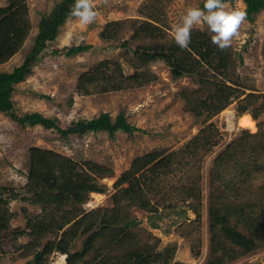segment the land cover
<instances>
[{"label": "rangeland", "instance_id": "obj_1", "mask_svg": "<svg viewBox=\"0 0 264 264\" xmlns=\"http://www.w3.org/2000/svg\"><path fill=\"white\" fill-rule=\"evenodd\" d=\"M61 1H26L31 22L30 34L18 53L6 63L0 64V72L11 71L22 64L38 34L41 18L50 14ZM203 1L94 0V10L98 13L94 22L84 25L76 17L69 18L60 27L56 40L47 44L45 51L32 66V72L16 84L12 98L18 115L39 112L55 119L61 128L67 129L81 119H93L107 113L115 120L120 112H124L127 122L135 125L137 130L133 133L117 131L114 136L106 131H90L81 137L63 136L55 129L47 130L40 125L22 127L0 112V189H6V198L10 194L16 196L8 204L14 214L8 223L9 230H0V264H66V256L63 259L57 252L44 256L42 260L35 256L47 243L58 240L68 227L66 225L58 230L66 212L80 215L99 208L113 209V196L120 188L127 187V184L121 185L118 181L130 170L136 159L151 153L185 149L210 124L219 131L215 133L213 129L211 136L217 145L210 152L207 149L197 151L195 148L197 154L185 157L182 165L176 167L172 176L166 179V183L159 184V194L149 195L152 204H159L158 211H144L123 202L122 209L113 213L124 221L136 220L137 225L129 230L132 237L128 238V243L120 242L111 246L108 243L113 233L107 231L110 236L105 235L95 242L84 262L105 263L101 260L103 256L109 258L106 260L109 264L129 261L131 244L138 242L140 248H153L152 252L176 248L168 264H208L216 260H222L223 264H264V247L250 254H243L230 243L216 252L211 248L208 202L211 191L210 171L215 157L245 129L239 125L243 114L239 115L237 109L249 101L240 105L239 99L234 100L222 112L210 118H207V112L201 116L195 115L191 109L213 95L214 87L202 85L200 78L195 75L174 78L164 61L142 65L134 53L174 39L172 26L181 23L189 7H201ZM227 3L231 9L245 12L243 0ZM7 4L6 0H0V7ZM150 15L156 22L149 19ZM147 22L162 29L155 32L156 39L142 31V25ZM193 30L202 31L210 37L212 35L204 24ZM161 35L165 37L159 40ZM85 45L88 46L87 50L75 52L78 46ZM224 51L231 56L233 64L225 80L227 84H239V89L244 92L241 98L250 94L256 96L250 99L252 104L247 112L255 120L256 129L247 130L252 133L264 131V10L254 15L252 21L247 18L244 20L238 36L233 38L231 46ZM103 61L119 62L127 75L139 71L143 76L138 79V84L135 81L125 82L123 88L117 91L90 95L80 93L77 89L79 78ZM211 80L215 81L213 78ZM255 115H258L257 118ZM190 146L195 147L194 144ZM34 147L56 152L84 167L87 164L97 165L103 178L97 177L99 180L96 183L105 188L104 193L89 194L81 206L65 200L64 205H61L63 202L50 196H56L57 190L49 195L46 190L39 188L44 191L40 202L44 203L35 202L34 193L31 194L28 188L31 149ZM263 180L264 176L259 175L258 185ZM193 182H199L200 193L197 195L200 196L183 202L186 194L181 193L180 189L174 190V187H192ZM45 189L48 190L47 185ZM23 197L28 200H21ZM113 213H108L107 217ZM44 215L52 230L42 236L31 235L30 230H26L28 218L39 219ZM15 229L25 230L28 234L14 237L8 231ZM238 229L247 236L251 234L245 227L240 226ZM217 233L223 241L224 237L219 231ZM87 237L86 234L78 236L72 244L71 252L82 249ZM133 245L139 249L136 244Z\"/></svg>", "mask_w": 264, "mask_h": 264}, {"label": "trees", "instance_id": "obj_2", "mask_svg": "<svg viewBox=\"0 0 264 264\" xmlns=\"http://www.w3.org/2000/svg\"><path fill=\"white\" fill-rule=\"evenodd\" d=\"M6 1L7 6L0 7V64L9 61L23 48L31 31L27 0ZM229 1L234 0H226V2ZM75 2L76 0H62L50 14L44 15L39 22V30L33 46L22 64L11 71L0 72V112L8 115L22 127L40 125L47 130L55 129L63 136L81 137L90 131H106L110 136H114L117 131L133 133L137 128L127 122L124 112H120L115 120H112L109 114L102 113L97 118L75 121L71 127L63 129L55 119L45 117L39 112L18 115L15 111L12 97L16 91V84L22 82L32 72V66L45 51L47 44L56 40L60 27L73 17L70 16V10ZM243 2L246 6V18L250 21L254 19V15L264 10V0H243ZM203 3L204 1L201 7H203ZM149 19L156 22L152 16ZM141 29L152 39L157 38L155 37L156 31H162L150 22L142 25ZM164 37L161 35L158 39L161 40ZM87 49V45L78 46L75 52ZM134 53L142 65L159 60L164 61L174 78L195 75L200 78L202 85L209 84L214 87L213 95H209L199 106L196 105L191 109L195 115L201 116L207 112V118H210L222 112L234 100L238 99L240 105L249 101L246 105L238 107L237 112L242 115L248 112L249 106L252 104L250 99L256 98L253 94L241 98L244 96V92L239 89V84L233 82L234 86L227 84L228 82L225 80L233 66L230 60L231 56L227 51L220 50L213 45L210 36L202 31H192L191 43L184 50L180 49L172 39L168 43L154 44L147 49L136 50ZM142 76L139 71L127 75L119 62L103 61L79 78L77 89L80 93L88 95L117 91L123 88L125 82L135 81L138 84V79ZM211 78L215 81H212ZM106 83L108 85H104ZM257 116L254 117L257 118ZM213 129L215 133L219 132L213 124L202 129L193 138L191 144L189 142L190 145H195L194 148L187 145L185 149L160 154L151 153L136 159L130 170L124 173L118 181L121 185L127 184V187L120 188L113 196V209L99 208L80 215H73L72 211L66 212V215H63L64 222L59 225L58 230L63 229L66 225L68 227L60 234L58 240L47 243L42 251L36 253V258L42 260L44 256L57 252L66 256V264H87L84 262L85 257L93 249L95 242L105 235L108 237L110 232L113 233L111 236L109 235L108 244L111 246L120 242L128 243V238L132 237V232L129 230L137 225L136 220L119 219L114 214L115 211H120L122 203L128 202V204L138 206L144 211L157 212L159 204H152L149 195L159 194L160 191H157L159 184L166 183V179L172 176L176 167L182 165L185 157L197 154L198 150L207 149L210 152L217 145V142H214L211 137ZM195 148L197 151L194 150ZM30 159L28 188L31 189V194L34 193V196L30 195L33 196L35 202H41L45 190L49 195L52 191L57 190L56 196L50 195L52 199L55 198L56 201L61 202L65 200V202L81 206L86 202L89 194L104 193L105 191L104 187L96 183L103 178L97 165L87 164L84 167L71 158L35 147L31 149ZM210 173L211 191L208 202L210 205L212 251L221 250L226 243L237 247L243 254H250L264 247V180L262 184L258 185L259 175L264 176V131L258 130L252 133L243 129L240 135L229 142L224 150L215 157ZM45 185L48 186V190L45 189ZM179 189L181 193L186 194L183 196V202L200 196L197 195L200 193L199 182L194 183L192 187L185 185H180V188L174 187V190ZM32 190L34 191L32 192ZM0 192V230L6 229L7 231L9 230V220L11 216H14L8 207L9 200L16 196L10 194V197L6 198L4 196L5 188L0 189ZM193 192H196V195H193ZM26 198L23 197L21 200H28ZM30 200L32 202V199ZM61 205H64V202ZM195 211L198 214V211ZM108 213L113 214L107 217ZM240 226L245 227L251 233L250 236L242 233L238 229ZM26 230H30L31 235L42 236L52 229L50 223L47 222V216L44 215L39 219L28 218ZM217 230L224 237L223 241L218 238ZM8 232L14 237L28 234L21 229ZM85 234L88 237L85 239L84 247L72 253L73 242L78 236ZM133 244H136L139 249ZM131 247L129 261L120 264H168L176 250L171 247L164 251L152 252L153 248H140L138 242H132ZM107 259L109 258L103 256L101 260L105 263L99 262L98 264H109ZM222 262V260H216L208 262V264H223Z\"/></svg>", "mask_w": 264, "mask_h": 264}, {"label": "clouds", "instance_id": "obj_3", "mask_svg": "<svg viewBox=\"0 0 264 264\" xmlns=\"http://www.w3.org/2000/svg\"><path fill=\"white\" fill-rule=\"evenodd\" d=\"M94 0H76L70 10V16L76 17L81 24L88 25L96 19ZM246 19V12L231 9L226 0H204L203 7H189L179 24L172 26V34L176 45L184 50L191 43L194 27L207 25L213 45L220 50L229 48L239 28Z\"/></svg>", "mask_w": 264, "mask_h": 264}, {"label": "bare ground", "instance_id": "obj_4", "mask_svg": "<svg viewBox=\"0 0 264 264\" xmlns=\"http://www.w3.org/2000/svg\"><path fill=\"white\" fill-rule=\"evenodd\" d=\"M239 125L245 129H250L252 131H255L256 129V122L255 120L252 118V116H250L247 113H244L240 119H239ZM61 257L64 259L65 255H61ZM64 261V260H63Z\"/></svg>", "mask_w": 264, "mask_h": 264}]
</instances>
